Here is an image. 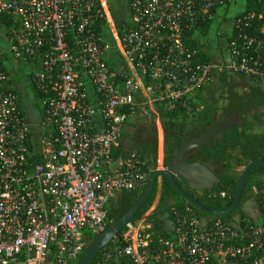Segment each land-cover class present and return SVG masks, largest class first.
<instances>
[{"label": "built area", "instance_id": "1", "mask_svg": "<svg viewBox=\"0 0 264 264\" xmlns=\"http://www.w3.org/2000/svg\"><path fill=\"white\" fill-rule=\"evenodd\" d=\"M237 1L0 0V264L78 263L111 199L145 189L146 159L120 142L135 107L191 115L224 69L264 85V26L250 32ZM209 23L228 27L217 61L202 53ZM247 201L226 220L186 204L162 229L129 222L103 264H264V183Z\"/></svg>", "mask_w": 264, "mask_h": 264}, {"label": "trees", "instance_id": "2", "mask_svg": "<svg viewBox=\"0 0 264 264\" xmlns=\"http://www.w3.org/2000/svg\"><path fill=\"white\" fill-rule=\"evenodd\" d=\"M241 10L255 13V18L253 20L254 25L250 32L257 31L264 26V0H242ZM210 29L211 25L209 23L202 31L208 36L209 32H211ZM207 39L210 38L207 37ZM226 39L228 42L230 41V38ZM192 46L197 47L196 43H192ZM202 53L208 60L213 59L212 55L208 54L206 50L204 52L202 51ZM261 58L264 59L263 51H261ZM245 82H250L253 85L250 87L249 95L243 97L235 90V87ZM212 86L220 87L229 95L227 97L228 104L222 107L223 113L226 115L238 112L243 117L246 125L244 127L236 126L234 128L225 129L204 145H201L199 148H193L185 154L186 161L200 162L209 167L219 177L220 182L215 184L212 189L194 192L187 187L183 180L177 179V182L185 193L195 198L203 207L212 210H224L230 205L234 197L243 170L254 160H264V134L255 133L257 127L254 123V121H256L258 124H264V121L261 122L260 118V115L264 116V112L258 111L259 106H264V88L262 87L263 84L253 82L249 77L241 73H232L227 69L217 74L215 84L207 87ZM194 96L197 99V103H192L193 112L191 115L183 109L167 112L163 109L161 103L155 104L164 135L163 168L168 167L178 149L190 139L210 130L215 124L221 121L214 119L216 107L208 103L207 99H205L204 89L196 90ZM134 111L135 114H137L138 110L136 107ZM126 149L127 151L134 150L138 152L143 159H146L150 167L149 177L159 168L158 141L155 136L135 140L132 146ZM34 160L39 162L42 160V157L35 156ZM255 183H264V165H256L250 169L237 207L230 213L221 215L220 217L223 220L231 219L236 214H244V204L249 198L250 187ZM157 188L158 184L156 183L153 193L140 208L135 219H141L154 204L158 192ZM142 192L143 191H123L115 195L107 206V225L132 206L141 196ZM221 192H225L229 197H221ZM186 204L188 203L183 200L180 194L177 193L165 179H161L155 207L147 215V218L153 223L155 228L162 229L161 223L163 219L167 220L170 218L171 209L180 208ZM195 211L201 218L213 217L212 215L197 211L196 209ZM122 232L123 231H121L119 235H121ZM90 240L91 237L88 239V242ZM108 246H110V244ZM108 246H106V248ZM103 252L104 249L95 257L92 264H103ZM111 264L122 263L120 259H117L111 261Z\"/></svg>", "mask_w": 264, "mask_h": 264}, {"label": "water", "instance_id": "3", "mask_svg": "<svg viewBox=\"0 0 264 264\" xmlns=\"http://www.w3.org/2000/svg\"><path fill=\"white\" fill-rule=\"evenodd\" d=\"M258 111L264 112V106H260ZM246 125L243 117L238 112L229 113L224 121L215 124L210 130L193 137L184 144L175 153L168 167L156 169L149 177L147 185L137 201L130 206L121 216L111 221L104 231L94 235L85 247L84 252L78 264H92L95 257L115 238L129 222L137 223L136 214L144 203L149 199L154 191L158 179H165L172 188L180 194L185 202L190 204L197 211L212 216H221L233 211L241 198L246 178L251 168L256 165H264L263 159L252 161L243 170L234 197L230 205L224 210H212L203 207L195 198L188 195L178 185L177 179L181 178L187 187L193 191L210 190L215 184L220 182L219 177L206 165L197 161H186L185 154L193 149L204 145L221 131L234 128L236 126L244 127Z\"/></svg>", "mask_w": 264, "mask_h": 264}, {"label": "rangeland", "instance_id": "4", "mask_svg": "<svg viewBox=\"0 0 264 264\" xmlns=\"http://www.w3.org/2000/svg\"><path fill=\"white\" fill-rule=\"evenodd\" d=\"M219 44L222 46L223 43H212L210 49H213V51H214V49H216L219 46ZM212 58H214V56H212ZM252 85L253 84L250 82H245L244 84L240 85L239 91L242 93L245 90H249V89H251L250 87H252ZM262 87L264 88V85ZM225 95H226V92L223 91V89H221L218 86H215V87H213L212 90H210V92H206L205 98L207 99L208 97H210L211 102L213 104L223 105L225 103L224 102ZM222 99H223V101H222ZM22 100H23V104H24L25 108L27 109V115L33 117V121H35L36 116L34 117V116H32V114H33V112H35L36 106L32 107V103L29 102L28 97L25 93H22ZM262 117L264 120V116H262ZM256 127L257 128L255 130V133H258V134L263 133L264 134V124H258ZM143 128L149 129V130H154V132L156 133L155 137L157 138V141H158L159 168H163L162 167L163 137H164L163 129L161 127L159 118H157V116L154 113H152V111H150L148 108H141L137 112V114H135L130 119L129 123L126 124L125 128L122 131L121 138H120L121 145L124 148H128V147L132 146L133 141L129 136L135 135L137 132H142ZM160 182H161V178H159L157 181L158 192L160 189ZM158 192L156 195V199L158 197ZM156 199L154 201V204L151 206V208L148 210V212L144 216H147L153 210V208L155 207ZM247 203H248V201H247ZM247 203L245 202V204H244L245 209L247 208V206L252 205V203H250V204H247ZM245 211H248V210H245Z\"/></svg>", "mask_w": 264, "mask_h": 264}, {"label": "crops", "instance_id": "5", "mask_svg": "<svg viewBox=\"0 0 264 264\" xmlns=\"http://www.w3.org/2000/svg\"><path fill=\"white\" fill-rule=\"evenodd\" d=\"M241 4H242V0H238L235 4H234V9H237L238 11L241 10ZM211 32H209L208 36H206V38H210V39H205V42L203 41V43H201L204 46V50H206L208 52V54H211L212 56H214V58L212 60H220L223 56L226 55V49L224 46L225 40H226V35L228 32V27L225 25L224 27H220V24H216L214 25V27H211ZM223 36V37H222ZM212 43H223L222 46L219 44V46L214 49H210L211 48V44ZM212 51V52H211ZM213 87H207L204 89V96L206 95V92H210V90L213 89ZM22 90L25 92H27V88H23L21 87ZM26 94V93H25ZM206 99V98H205ZM210 97L207 98L208 103H210ZM211 104V103H210ZM36 105L32 104V107H35ZM154 111H152L153 113ZM32 116H36V120L33 121V117L28 116L29 121L35 123L36 121H38L39 119V112L37 111V109L35 110V112H33ZM38 116V117H37Z\"/></svg>", "mask_w": 264, "mask_h": 264}, {"label": "flooded vegetation", "instance_id": "6", "mask_svg": "<svg viewBox=\"0 0 264 264\" xmlns=\"http://www.w3.org/2000/svg\"><path fill=\"white\" fill-rule=\"evenodd\" d=\"M239 88H240V85H237L236 87H235V90L239 93V94H241L243 97H246V96H248L249 95V93H250V89L249 90H245L244 92H240L239 91ZM229 95H228V93H226V95H225V97H224V104L223 105H216V104H213L212 102H211V100H209L210 101V103H211V105H213L214 107H216V111H215V113H214V119H216V120H221V121H224L225 120V118H226V115L223 113V110H222V107L223 106H225L226 104H228V97ZM222 101H223V99H222ZM260 107V106H259ZM261 114V113H260ZM225 116V117H224ZM263 115H260V118H261V122H263L264 120H263V117H262ZM224 118V119H223ZM223 119V120H222ZM220 122V121H219ZM254 123L256 124V126L258 125V122H256V121H254ZM155 132H154V130H149V129H144L143 128V131L142 132H137L135 135H132V136H129L131 139H132V141L133 142H135V140H138V139H144V138H146V137H149V136H155ZM179 180H182L181 178H178ZM194 192H199V191H194Z\"/></svg>", "mask_w": 264, "mask_h": 264}]
</instances>
